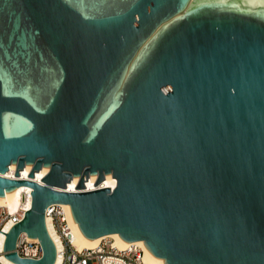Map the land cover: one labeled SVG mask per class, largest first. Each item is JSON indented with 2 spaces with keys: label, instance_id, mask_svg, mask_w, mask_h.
<instances>
[{
  "label": "water",
  "instance_id": "95a60500",
  "mask_svg": "<svg viewBox=\"0 0 264 264\" xmlns=\"http://www.w3.org/2000/svg\"><path fill=\"white\" fill-rule=\"evenodd\" d=\"M21 184L16 264H54L53 202L166 264H264L259 0H0V195Z\"/></svg>",
  "mask_w": 264,
  "mask_h": 264
},
{
  "label": "built area",
  "instance_id": "2783aa9c",
  "mask_svg": "<svg viewBox=\"0 0 264 264\" xmlns=\"http://www.w3.org/2000/svg\"><path fill=\"white\" fill-rule=\"evenodd\" d=\"M27 193L26 190L23 191V199L27 198ZM27 209L24 204H20L15 210H11L7 204L0 203V264H7L2 259V255L5 256L6 232L9 230H6V224L11 222L12 227L22 220ZM45 216L50 218L55 231L61 238L62 247L57 249V253L62 256L60 264H164L147 262L145 248L141 243L132 241L119 246L111 236L104 237L95 247L78 248L74 244V226L69 220L68 210L61 202L50 203L45 209ZM16 251L22 257L40 258L43 247L38 237H30L23 231L17 239Z\"/></svg>",
  "mask_w": 264,
  "mask_h": 264
},
{
  "label": "bare ground",
  "instance_id": "6f19581e",
  "mask_svg": "<svg viewBox=\"0 0 264 264\" xmlns=\"http://www.w3.org/2000/svg\"><path fill=\"white\" fill-rule=\"evenodd\" d=\"M46 174V172L38 169L36 170L33 179L37 180V181H41L43 179V176ZM5 175L7 176H11V177H15V178H32L31 175V170L29 171H20V173L17 175L16 171L14 170H7V172L5 173ZM26 190L27 193V198L23 199V191ZM32 186L31 185H27V184H21L16 188L15 191V195H0V203H5L7 204L11 210H15L20 204H24L26 208H30L32 206ZM63 203V205L65 206V208L68 210V214H69V220L72 223V225L74 226V244L78 247V248H83V247H95L99 244V242L106 236H111L114 238L115 243L119 246H124L132 241H127L125 239H123L120 235L119 232H110V233H106V234H102L99 235L93 239H89L87 238L83 232L81 231L77 221L75 220L73 213L71 211L70 208V204L69 203ZM46 223H47V227L48 230L56 244V248L60 249L62 247V242H61V238L59 236V234L55 231L52 222L50 220V218H46ZM12 223L8 222L6 224V230L9 229L11 227ZM31 237V236H30ZM4 238V234L1 236V240L3 241ZM136 241L138 243H141L144 248H145V260L149 263H155V262H162L164 264H166L164 258H156L153 256V254L151 253V251L148 249V247L146 246V244L144 243L143 239H137V240H133ZM2 259L4 260V262H6L7 264H12L14 263L11 259H9L8 257L2 255ZM62 259L61 254L57 253L56 256V260L54 262V264H60Z\"/></svg>",
  "mask_w": 264,
  "mask_h": 264
},
{
  "label": "snow or ice",
  "instance_id": "6c2138e0",
  "mask_svg": "<svg viewBox=\"0 0 264 264\" xmlns=\"http://www.w3.org/2000/svg\"><path fill=\"white\" fill-rule=\"evenodd\" d=\"M214 2L223 3V0H214ZM261 9H264V0H259Z\"/></svg>",
  "mask_w": 264,
  "mask_h": 264
}]
</instances>
